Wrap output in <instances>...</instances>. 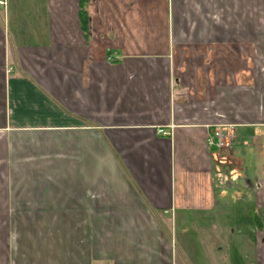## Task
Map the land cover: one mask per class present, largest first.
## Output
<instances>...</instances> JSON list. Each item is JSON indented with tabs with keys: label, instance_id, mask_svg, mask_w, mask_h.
<instances>
[{
	"label": "crops",
	"instance_id": "0c3cea01",
	"mask_svg": "<svg viewBox=\"0 0 264 264\" xmlns=\"http://www.w3.org/2000/svg\"><path fill=\"white\" fill-rule=\"evenodd\" d=\"M0 264H264V0H0Z\"/></svg>",
	"mask_w": 264,
	"mask_h": 264
},
{
	"label": "built area",
	"instance_id": "2783aa9c",
	"mask_svg": "<svg viewBox=\"0 0 264 264\" xmlns=\"http://www.w3.org/2000/svg\"><path fill=\"white\" fill-rule=\"evenodd\" d=\"M230 138L229 133L224 125H217L215 126L212 134H209L207 137V144L208 146L214 148L218 151H224L227 150L230 147ZM220 162L225 161V157L221 156L219 157ZM217 178L222 181V183H225L227 180V177L222 174H218Z\"/></svg>",
	"mask_w": 264,
	"mask_h": 264
},
{
	"label": "rangeland",
	"instance_id": "374dc122",
	"mask_svg": "<svg viewBox=\"0 0 264 264\" xmlns=\"http://www.w3.org/2000/svg\"><path fill=\"white\" fill-rule=\"evenodd\" d=\"M218 160H219V158H218ZM224 162H225V161H224ZM224 162H222V163H224ZM192 231H193V230H189V231H186V230H185L184 232L186 233L187 236H192V235H193V232H192ZM178 236H180V235H179L178 230H177V237H178ZM173 238H174V236H173ZM174 239H175V238H174ZM178 252H179V250H177V254L179 255Z\"/></svg>",
	"mask_w": 264,
	"mask_h": 264
}]
</instances>
